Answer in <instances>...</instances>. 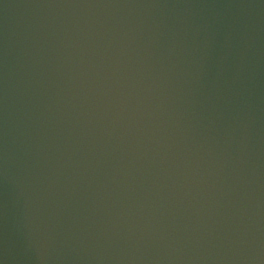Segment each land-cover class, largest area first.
<instances>
[{"label": "water", "instance_id": "obj_1", "mask_svg": "<svg viewBox=\"0 0 264 264\" xmlns=\"http://www.w3.org/2000/svg\"><path fill=\"white\" fill-rule=\"evenodd\" d=\"M0 264H264V0H0Z\"/></svg>", "mask_w": 264, "mask_h": 264}]
</instances>
